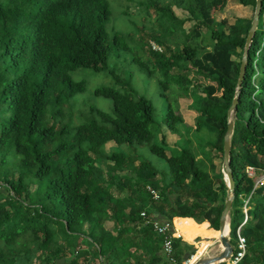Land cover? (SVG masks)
<instances>
[{"label":"trees","instance_id":"trees-1","mask_svg":"<svg viewBox=\"0 0 264 264\" xmlns=\"http://www.w3.org/2000/svg\"><path fill=\"white\" fill-rule=\"evenodd\" d=\"M147 1L146 9L174 17L169 4ZM237 2L255 6V0ZM176 3L194 20L185 32L191 43L169 52L164 63L165 42H155L160 51L148 48L163 74L178 66L175 83L184 91L181 97L192 100L195 132L214 134L199 148L200 157L190 139L182 140V117L170 104L162 124L179 134L178 148L168 152L162 138L160 145L152 142L147 125L154 108L132 88L95 87L93 95L110 99L112 112L90 107L86 121L65 124V103L85 87L71 71L100 72L111 45H119V35L107 30L109 0H0V264H172L163 253V237L144 222L142 209L174 222L176 230L192 219L208 221L200 240L216 234L227 185L213 158L223 154L227 110L252 16L218 21L214 13L227 0ZM258 15L232 119L233 245L244 216L241 195L253 186L247 164L264 169V0ZM203 29L209 47L197 43ZM141 68L151 75L147 66ZM160 86L166 100V87ZM108 142L128 154L106 150ZM142 145L165 163L163 169L137 155ZM249 198L241 228L247 250L240 264H264V185ZM172 244L178 263L197 247L181 237Z\"/></svg>","mask_w":264,"mask_h":264},{"label":"rangeland","instance_id":"rangeland-1","mask_svg":"<svg viewBox=\"0 0 264 264\" xmlns=\"http://www.w3.org/2000/svg\"><path fill=\"white\" fill-rule=\"evenodd\" d=\"M109 2L111 14L107 30L110 35L115 30V33L120 37L119 45H111L107 53L106 67L100 72L93 73L91 70L82 67L71 71L70 74L73 80H85V87L83 93L76 95L65 103V117L63 118L65 124L69 127L86 121L89 118L87 111L90 107H97L108 113L112 112L110 99L93 95L92 91L95 87L107 86L117 90H122V87L132 88L137 96L146 98L154 108L153 118H151L147 125L153 134L152 142L160 145L162 138L168 152L176 151L178 148L176 143L179 140V134L171 133L162 124V120L167 113L168 104H170L181 115L183 125L187 126L186 128L181 124L177 125L182 140L190 139L192 148L198 154L197 156L200 157L202 153L199 148L205 146L207 141L214 137V134L207 129L202 130L200 133L195 132L193 123L197 113L191 106L192 100L181 97L184 91L179 90L175 83L176 77L173 72L178 71V66H173L169 70L168 75L163 74L156 66L157 58L149 53L148 48L149 44L152 49V45H156L155 42L157 44L159 41L165 42L163 46H168V52H164L166 54L161 59V62L164 63L168 60L169 52L176 54L182 45L191 43L187 41L185 32L188 31L194 20L189 17V14L185 10H182L177 5L176 0H159V6L170 5L174 15L173 18L167 14L161 15L159 11L155 12L154 8L146 9L147 0H109ZM252 9V6L238 4L237 0H231V2L227 0L225 8L216 11L214 16L218 21L226 20L227 22H233L239 16L251 17ZM203 33V40L200 39L197 43L202 46L205 44L206 47H209V40L206 37L204 38L207 30L203 29ZM153 47L156 49V46ZM141 64H144L151 70V75H147L145 70L141 68ZM187 75L191 80L195 81V77L191 72H188ZM161 84H164L166 87V100L161 96L163 93ZM194 87V85L193 87L189 85L188 88L194 89ZM198 93L201 94V91H198ZM113 146V142H108L105 145V149L109 150ZM112 149H121L128 154V150L122 146L118 147L115 145ZM136 150L140 158L149 160L159 169L165 167V163L158 156L152 154L148 150L147 145L137 146ZM213 162L216 163L218 168L223 169L221 157H214ZM248 165L250 164H247V169ZM34 187L35 184H31V188ZM243 196L241 195V198ZM248 206H246V211ZM243 210L244 208L242 207ZM197 236V238L194 237L189 241L197 246L196 250L201 245L197 250L198 256L207 247L208 249L203 256L214 254L220 250L221 243L213 233L209 236V240H204L202 244L201 242L199 243L201 239L200 235Z\"/></svg>","mask_w":264,"mask_h":264},{"label":"water","instance_id":"water-1","mask_svg":"<svg viewBox=\"0 0 264 264\" xmlns=\"http://www.w3.org/2000/svg\"><path fill=\"white\" fill-rule=\"evenodd\" d=\"M261 4L262 0H255V6L252 11V21L250 28L248 30L244 46L242 48V56L240 59V68H239V74H238V79L237 83L235 84V94L234 98L232 100L231 105L229 106L227 110V119H226V133L223 137V154L221 156V162L223 163V179L226 182L227 188L224 194V206L223 209L220 213L219 217V226L216 229L217 233V239L221 243V248L218 252L214 254H208V256H201L198 257L195 261H193L191 264H213L216 263L217 261L223 259V258H228L230 254L233 251V245L231 244L230 241V236L228 235L229 231V210L231 207V203L233 198V191L235 188L234 185V178L232 174V169L230 166L229 162V154H230V138L231 134L233 132V127L234 125L232 124V119L236 113V106L238 104V99L240 95V87H241V82H243L244 75H245V70H246V63H247V57H248V48L251 45V41L253 38V35L256 31L257 28V23L259 19V10L261 9ZM225 229V232H224Z\"/></svg>","mask_w":264,"mask_h":264},{"label":"built area","instance_id":"built-area-1","mask_svg":"<svg viewBox=\"0 0 264 264\" xmlns=\"http://www.w3.org/2000/svg\"><path fill=\"white\" fill-rule=\"evenodd\" d=\"M156 46V49L155 47ZM152 49L153 50H157L160 51L159 46L158 45H152ZM247 174L248 176H250L253 180V186L251 188V190L243 196L244 199V203H243V212H244V216H243V220L242 222L238 225V227L235 229V235H236V241L233 245V251L230 254V256L228 258H223L219 261H217L216 263L213 264H240L244 254L247 250V240H246V236L245 234H242L241 228H243L246 219H247V211H246V206L248 205V201H249V196L251 195L252 191H254V189H256L259 186L264 185V169H260L255 167L253 164L248 165V169H247ZM149 191L153 194V196H157V191L153 188H151L150 186H148ZM141 216L144 219L145 223H150L152 225V229L159 235L163 237V253L165 254V256L167 257V259L172 262V264H188L190 262V259L192 258L193 254L196 252H193L188 258H186L185 260L181 261L180 263H178L175 259V256L173 254L174 252V247H173V238L174 237H181L182 236L179 234V232L176 230L175 224L174 222H170L169 220H162L160 218H158L157 215H153V216H149L146 212L145 209H142L140 211ZM175 228H174V227Z\"/></svg>","mask_w":264,"mask_h":264},{"label":"crops","instance_id":"crops-1","mask_svg":"<svg viewBox=\"0 0 264 264\" xmlns=\"http://www.w3.org/2000/svg\"><path fill=\"white\" fill-rule=\"evenodd\" d=\"M107 226H111V221H106ZM176 226V225H175ZM209 227V222L203 221V222H196L195 219H192L186 226L180 228L181 236L183 240H186L190 243L189 240H192L194 237H197V235L202 234L207 228ZM204 240H200L199 243L203 242ZM201 246V245H200ZM199 246V248H200ZM198 248V249H199ZM197 249V250H198ZM208 249V247H207ZM206 249V250H207Z\"/></svg>","mask_w":264,"mask_h":264},{"label":"bare ground","instance_id":"bare-ground-1","mask_svg":"<svg viewBox=\"0 0 264 264\" xmlns=\"http://www.w3.org/2000/svg\"><path fill=\"white\" fill-rule=\"evenodd\" d=\"M177 231L179 232L180 235H182L181 232H180V230H177ZM224 232H225V229H224ZM215 235L218 236L217 233H216ZM206 251H207V250H204V251L198 256V251L196 250V252L193 254V256H192V258L190 259V262H189L188 264H191V263H192L193 261H195L198 257L203 256V255L206 253Z\"/></svg>","mask_w":264,"mask_h":264}]
</instances>
